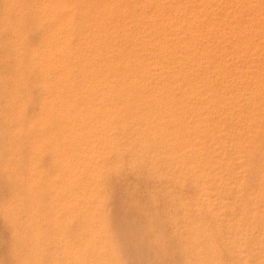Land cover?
Wrapping results in <instances>:
<instances>
[{
    "label": "bare ground",
    "instance_id": "obj_1",
    "mask_svg": "<svg viewBox=\"0 0 264 264\" xmlns=\"http://www.w3.org/2000/svg\"><path fill=\"white\" fill-rule=\"evenodd\" d=\"M0 84L7 129L36 94L58 115L66 179L53 186L90 218L73 264L117 263L91 220L124 149L168 180L185 264H219L218 250L264 264V0H0ZM207 213L228 228L219 244Z\"/></svg>",
    "mask_w": 264,
    "mask_h": 264
},
{
    "label": "rangeland",
    "instance_id": "obj_2",
    "mask_svg": "<svg viewBox=\"0 0 264 264\" xmlns=\"http://www.w3.org/2000/svg\"><path fill=\"white\" fill-rule=\"evenodd\" d=\"M32 18L27 16L28 23L34 22H31ZM38 40L34 33L31 41L36 44ZM32 98L33 104L26 108L25 114L20 118L22 127L18 130L7 129L10 118L14 115L5 105L8 97L0 84V264H73L77 260L73 261L76 257L73 248H76L78 239L83 236L85 226H89L90 218L87 213L84 214L82 207L73 204L75 209L68 205L67 210V200L65 199L64 204L62 202L64 196L59 194L58 188L66 179L62 175L64 171L61 172L65 164L59 152L61 147L55 142L58 130L50 124L58 115L53 111L48 113L50 117L46 116L45 108L39 105V94ZM45 116L49 121L48 127L39 123L40 118ZM30 120L37 122L33 125L34 129L28 130ZM53 144L57 148L52 147ZM33 147L38 149L33 150L34 153L31 150ZM55 149L59 151L55 152ZM124 151L125 154L123 152L120 159L111 157L107 161L110 167L106 170L107 180L104 181L103 188L95 192L100 197L97 198L96 194L93 196L94 201L95 198L96 201L99 200L97 206H100L99 209L96 206L95 213L99 220H91V224L94 225V221L96 225L99 223L98 229H102V233L114 241L116 264H185L187 250L182 246L189 237L182 233H186V224L180 219L173 220L170 214L173 210L180 214L182 210L173 202L168 180L164 176L161 177L162 180L158 179L160 176L156 177L154 170H150L146 164L143 166L144 162L133 161L128 151ZM40 153L42 156L38 157ZM32 156L39 162L35 163ZM129 162L132 167L128 165ZM125 163L129 166L126 165V169ZM31 164H34L33 168ZM54 184H58V188ZM190 192L191 190L186 191L189 196L193 194ZM64 215V220L59 221ZM203 218L207 220L209 229L215 234V241L219 244L227 232L226 224H222L214 232L216 221L208 213ZM218 251L216 256L220 257L219 264H232L237 259Z\"/></svg>",
    "mask_w": 264,
    "mask_h": 264
}]
</instances>
